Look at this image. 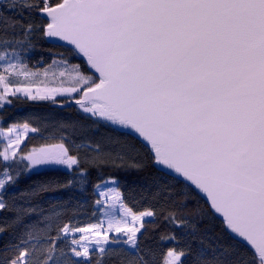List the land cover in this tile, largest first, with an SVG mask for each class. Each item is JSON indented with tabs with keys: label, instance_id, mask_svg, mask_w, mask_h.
<instances>
[{
	"label": "snow or ice",
	"instance_id": "snow-or-ice-1",
	"mask_svg": "<svg viewBox=\"0 0 264 264\" xmlns=\"http://www.w3.org/2000/svg\"><path fill=\"white\" fill-rule=\"evenodd\" d=\"M5 7L16 15L0 14V136L7 132L0 212L13 207L9 189L40 167L62 166L70 176L25 189L32 198L74 185L87 190L99 161L82 148L99 152L98 144L45 137L39 123L7 111L19 100L74 105L96 123L134 132L154 167L205 194L232 247H247L254 259L237 264H264V0H11ZM38 40L64 42L68 54L49 50L47 60L30 63ZM78 57L82 63L74 62ZM105 162L117 167L124 156ZM144 166L131 162L136 170ZM109 184L119 188L114 177L92 184L88 220L73 208L53 207L39 216L38 228L30 221L24 227L17 211L13 220L23 232L0 249V264H107L117 249L143 255L128 264H187L193 253L176 231L191 223L186 194L165 190L154 198L173 225L157 237L165 247L156 260L146 247L156 230L145 218L157 213L129 203L121 191L109 202L103 190ZM37 243L47 245L39 255ZM192 264L233 260L222 250L197 254Z\"/></svg>",
	"mask_w": 264,
	"mask_h": 264
},
{
	"label": "trees",
	"instance_id": "trees-1",
	"mask_svg": "<svg viewBox=\"0 0 264 264\" xmlns=\"http://www.w3.org/2000/svg\"><path fill=\"white\" fill-rule=\"evenodd\" d=\"M11 0H3L0 4V14L9 17L15 16L16 13L10 11L5 7ZM61 52L68 54V48L61 46H54L48 44L45 40H38L36 42V50L30 53V63H36L38 58L43 56L45 60L48 59L47 52ZM28 55V53H26ZM75 63H82L83 61L78 57ZM15 106L7 109L9 115L16 120L26 122L27 120H34L40 124L43 135L45 137H56L60 135L67 136L74 141L85 144L88 141L93 142L95 146H100L99 152L90 151L89 148L83 147L82 151L89 156L97 158L99 161L97 166L90 170V181L87 190H81L80 185H74L70 189L56 191L54 189L40 193L35 198H32L25 189H35L41 182L44 181H58L62 183L69 178L70 173L61 168L48 169L42 171H34L30 175L21 176L15 187L9 189L12 193L8 203L12 205L10 211L1 212L0 216V231L3 226L7 225V232L0 235V249L5 245L11 246L18 237L21 236L23 228L17 226L13 220V216L17 211L24 216L25 225L28 227V222L32 226L38 228V219L42 214H46L53 207H68L78 211L81 214V219H90L89 209L91 208L92 200L95 198V193L92 188L93 183L100 182L102 178L107 180L114 177L119 181L118 190L123 192L127 197L129 203L136 204L139 208H146L151 205L152 209L157 213L152 220L146 221V226L152 230L147 237L146 247L154 250V258L159 259V253L165 247L161 244L157 237L162 233L173 231L171 222L166 223L160 215L165 205L163 201L157 204L155 197L159 196L161 191L168 193H185V199L188 202V210L191 214V223L182 230L183 235L181 239L187 243L193 253V256L188 258L187 264H192L193 257L199 255H219L222 250H226L229 254V259L233 260V264L243 258L246 261H251L254 258L246 246L236 245V242L231 239L228 232L220 218L213 215L209 209L208 204L197 192H191L189 188L178 183L177 179L156 169L152 162L148 159V153L144 145L134 137L120 133L110 125L106 126L104 123H96L88 115L82 113L76 107L70 109L57 108L49 103H28L23 100L15 101ZM45 142L56 143L55 139L47 141L34 138V144H42ZM123 154L124 163H118L117 167H113L105 160L108 156L115 158L117 155ZM133 160H143L144 167L141 170H136L131 167ZM19 195H16V194ZM35 214H29V212ZM43 235L42 233L40 234ZM35 239V236H34ZM171 247V245H167ZM37 255L40 254L41 249L46 248L47 245L37 243L35 245ZM111 259L107 264H128L129 260H139L143 255L135 256L132 253L117 249L109 254ZM256 259H258L256 257Z\"/></svg>",
	"mask_w": 264,
	"mask_h": 264
},
{
	"label": "water",
	"instance_id": "water-1",
	"mask_svg": "<svg viewBox=\"0 0 264 264\" xmlns=\"http://www.w3.org/2000/svg\"><path fill=\"white\" fill-rule=\"evenodd\" d=\"M46 42H47L48 44H50V45L65 47V46H64V42H58V43H56V44L49 43L48 41H46ZM65 48H67V47H65ZM80 59H81V58H80ZM81 60H82V59H81ZM56 107H57V108H61V109H70V108L75 107V106L73 105V106H71V107H69V106H63V107L56 106ZM110 126H111V125H110ZM111 127H113L114 129H116L118 132L128 134V135L134 137L135 139H137L138 141L141 142V140L137 137V135H136L134 132H132L131 130H129V129H125V128H123V127H118V126H111ZM141 143H142V142H141ZM155 168L158 169L159 171H161V172L167 174L168 176H171V177H172L171 173H170L167 169L159 168V167H155ZM198 194L203 198V200H204L207 204L209 203L208 200L205 198V194H202V193H198ZM0 216H1V213H0ZM216 216H217L218 218H220L221 221H222V218L220 217L219 214H216ZM257 258H258V256H257Z\"/></svg>",
	"mask_w": 264,
	"mask_h": 264
},
{
	"label": "rangeland",
	"instance_id": "rangeland-1",
	"mask_svg": "<svg viewBox=\"0 0 264 264\" xmlns=\"http://www.w3.org/2000/svg\"><path fill=\"white\" fill-rule=\"evenodd\" d=\"M7 140V132L5 130V135L4 136H0V146L3 145V142H5ZM62 166H52V167H40L38 169H36L35 171H42V170H48V169H55V168H61ZM65 169V168H62ZM66 170V169H65ZM34 172V171H33ZM106 193H108L109 195V202H110V195L113 191H119L118 188H116L115 185L113 184H109L107 186V188L103 189ZM153 218H145L146 221L148 220H152Z\"/></svg>",
	"mask_w": 264,
	"mask_h": 264
}]
</instances>
